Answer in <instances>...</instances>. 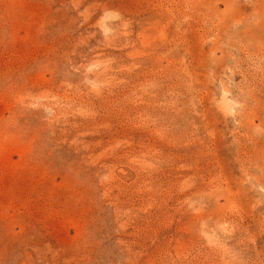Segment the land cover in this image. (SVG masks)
<instances>
[{"label": "rangeland", "instance_id": "1", "mask_svg": "<svg viewBox=\"0 0 264 264\" xmlns=\"http://www.w3.org/2000/svg\"><path fill=\"white\" fill-rule=\"evenodd\" d=\"M0 264H264V0H0Z\"/></svg>", "mask_w": 264, "mask_h": 264}]
</instances>
